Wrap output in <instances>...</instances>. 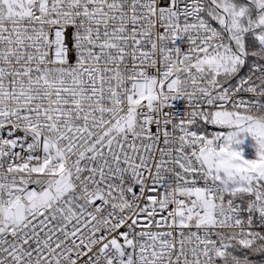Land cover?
<instances>
[{
	"label": "snow or ice",
	"instance_id": "1",
	"mask_svg": "<svg viewBox=\"0 0 264 264\" xmlns=\"http://www.w3.org/2000/svg\"><path fill=\"white\" fill-rule=\"evenodd\" d=\"M0 264H264V0H0Z\"/></svg>",
	"mask_w": 264,
	"mask_h": 264
}]
</instances>
